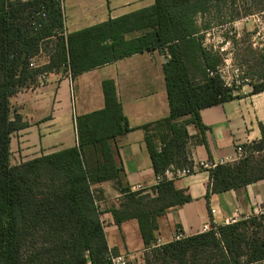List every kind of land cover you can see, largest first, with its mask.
<instances>
[{"label": "trees", "instance_id": "obj_1", "mask_svg": "<svg viewBox=\"0 0 264 264\" xmlns=\"http://www.w3.org/2000/svg\"><path fill=\"white\" fill-rule=\"evenodd\" d=\"M260 1L154 0L148 8L65 35L59 0H0V264L108 263L96 204L99 196L93 186L118 177L110 142L132 130L114 82L105 80L101 85L104 107L75 118L76 146L11 166L10 135L26 124L17 115L10 120L9 98L35 84L43 72L61 70L73 78L157 50L168 56L163 73L169 116L163 123L170 137L157 151L147 136L146 148L155 175L170 165L179 169L190 166L184 149L186 125H200V110L233 99L232 91L223 87L218 77L207 76V70L215 69L220 60L212 47L204 45L205 34L233 23L241 5L253 7ZM140 31V36L125 39L126 34ZM259 51L264 57V49ZM42 52L48 54V64L30 68V60ZM258 75L261 77V72ZM259 91H264V86L254 87V93ZM187 116L189 119L173 123ZM259 131V141L244 146L246 151L264 154V124L259 125ZM208 173L207 199L209 194L264 180V155L257 162L245 157ZM155 192L152 199L127 194L122 209L111 211L117 225L137 220L148 249L155 241L156 218L187 202L183 192L174 188V181H162ZM149 251L150 256L155 255L154 263L148 260ZM256 261H264V216L219 226L217 235L199 233L149 249L144 256L145 264Z\"/></svg>", "mask_w": 264, "mask_h": 264}, {"label": "crops", "instance_id": "obj_2", "mask_svg": "<svg viewBox=\"0 0 264 264\" xmlns=\"http://www.w3.org/2000/svg\"><path fill=\"white\" fill-rule=\"evenodd\" d=\"M29 1V0H21ZM154 0H61L65 35L148 8ZM143 32L125 35L134 39ZM262 55L263 53L259 51ZM167 54L157 50L134 54L73 78L66 73L49 71L43 83L36 82L9 98L10 120L20 117L26 124L10 135L11 166L56 153L77 145L75 118L104 107L102 82H114L116 96L126 117L130 132L110 142L113 159L119 169L116 179L93 186L97 190V207L108 251L125 256L127 264H145L148 248L144 245L137 220L114 222L111 211L121 210L125 192L141 185L150 199L156 197L155 169L145 138L149 136L157 151L169 139L163 122L169 116V105L163 65ZM49 62L47 53L39 59ZM262 78V77H261ZM257 85L244 86L232 92L233 99L199 111L200 125L185 127V152L193 164L219 159L233 160L237 145L249 146L260 139L259 125L264 124V91L253 92ZM189 116L173 123H181ZM210 186L207 172H197L174 181L187 202L168 208L156 218L154 239L165 245L172 242L176 228L186 237L199 234L203 225L235 215L264 210V180L221 194H206ZM216 211L211 216L210 210ZM89 264V263H88Z\"/></svg>", "mask_w": 264, "mask_h": 264}, {"label": "rangeland", "instance_id": "obj_3", "mask_svg": "<svg viewBox=\"0 0 264 264\" xmlns=\"http://www.w3.org/2000/svg\"><path fill=\"white\" fill-rule=\"evenodd\" d=\"M262 11H264V0L256 3L253 7L241 5L238 18L224 29L211 32L208 37L209 41H207L210 47L213 48L214 46L220 64L223 63V60H229L234 68L240 69L243 75L248 78L250 85L259 87L264 86V57L259 52V49H264V13H260ZM234 38L235 40L232 41ZM226 43L228 44L226 45ZM251 44L256 48H253ZM220 46H222V51L219 50ZM260 72L262 78L258 75ZM245 152V157H251L254 162L260 160V157L264 155L253 150H245ZM262 216L264 213L257 216L251 215L243 221H249L253 218L259 219ZM258 221L262 222V220ZM217 225L219 227L223 224ZM151 252L148 253V260L154 263L155 255L154 257L151 255V257Z\"/></svg>", "mask_w": 264, "mask_h": 264}, {"label": "built area", "instance_id": "obj_4", "mask_svg": "<svg viewBox=\"0 0 264 264\" xmlns=\"http://www.w3.org/2000/svg\"><path fill=\"white\" fill-rule=\"evenodd\" d=\"M61 2V0H59ZM44 17V15H42ZM211 35L210 33L205 34V42L204 45H208L207 41H209L208 37ZM222 41L220 42V44ZM228 43H226L227 45ZM209 46V45H208ZM225 46V45H223ZM210 47V46H209ZM214 50V46L212 48ZM222 51V46H220V49ZM215 51V50H214ZM43 53V52H42ZM40 53L38 56L34 57L30 60L29 67L32 69L41 68L43 67L40 63ZM47 73L43 72L41 73L38 78V83H43L45 80ZM69 76V75H68ZM207 76L208 77H218V79L221 81L223 87L230 89L232 92L244 87L248 86L249 80L247 77L243 75V73L238 68H234L229 60H223V63L219 64L215 67L213 70H207ZM235 157L233 160L229 159H219L217 161H206V162H200L198 164H191L190 166H186L184 168H176L175 166H168L162 174L155 175V187L161 183L164 180L167 181H175L179 180L181 178H184L186 176L193 175L197 172H209V170L216 168L217 166H222L225 164H230L237 162L241 159H243L246 155L245 149L242 145H237L235 147ZM209 174V173H208ZM145 188L141 185L133 186L128 191L125 192V195L127 194H135V193H144ZM97 204V202H96ZM216 211L214 209L210 210L211 216H214ZM264 213V210L261 208H256L254 211L250 214H241V215H235L230 218L224 219L222 221L223 225H231L235 224L238 221H243L249 218L248 216L251 215H262ZM218 225L214 222L207 223L202 226L200 233H207V232H214L217 235V227ZM187 238L185 234L181 231V229L176 228L174 235L172 237V242L180 241ZM164 244L161 242L160 239H156L150 246L149 249H156ZM106 261L110 264H127L125 256H114L110 252L107 253L105 257ZM248 264H264V261H256Z\"/></svg>", "mask_w": 264, "mask_h": 264}, {"label": "water", "instance_id": "obj_5", "mask_svg": "<svg viewBox=\"0 0 264 264\" xmlns=\"http://www.w3.org/2000/svg\"><path fill=\"white\" fill-rule=\"evenodd\" d=\"M107 264H110V263H107Z\"/></svg>", "mask_w": 264, "mask_h": 264}]
</instances>
